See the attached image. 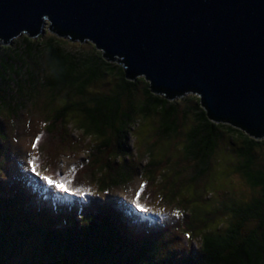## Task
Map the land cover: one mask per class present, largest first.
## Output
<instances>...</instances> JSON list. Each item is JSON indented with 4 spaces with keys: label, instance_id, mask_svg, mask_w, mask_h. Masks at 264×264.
Listing matches in <instances>:
<instances>
[{
    "label": "trees",
    "instance_id": "obj_1",
    "mask_svg": "<svg viewBox=\"0 0 264 264\" xmlns=\"http://www.w3.org/2000/svg\"><path fill=\"white\" fill-rule=\"evenodd\" d=\"M72 42L77 41L47 33L38 38L23 35L12 45L0 47V153L10 140L3 115L17 125L34 107L46 113L44 132L51 134L47 139L63 138L69 127L86 138H95L94 150L82 165L87 177L106 191L108 184L122 183L129 172L135 174L142 168L141 163L135 164L136 169L128 167L126 173L121 166L127 167L135 156L130 139L137 141L135 134L144 124L151 134L157 132L158 118L161 138L185 137L178 158L187 161L185 171L195 193L211 183L213 162L219 156L216 152L223 148L220 143L227 133L229 140L225 143L232 154L227 161L232 173L244 178L258 195L245 201L240 193L230 203L213 204L211 208L198 203L192 207L191 196L189 200L182 196L175 183L173 200L181 196L185 212L188 208L193 211L192 224H186L184 231L188 238L194 235L200 240L197 252L190 249L185 255H177L175 251L181 249H171L168 233L157 225L139 231L130 228L124 213L110 201L103 205L97 201L72 214L68 212L74 203L53 201L52 210L47 203L44 211L34 214L31 197L20 193L27 189L19 188V182L0 180V264H13L15 260V264H264V167L259 166L257 155L264 150V138L257 139L231 122L214 121L197 95L175 97L168 91H154L144 77L129 79L124 66L106 57L94 43L87 41V47L85 42L79 41L78 46ZM104 83L112 87L93 90ZM141 90L142 99L138 100ZM192 116L195 120L186 129L185 122ZM148 158L142 175L154 179V170L160 171L168 161ZM231 175L227 179L232 181ZM13 186L18 194L7 190ZM144 191L140 189L137 198L145 197ZM218 219L221 223L216 226ZM177 224L171 222L168 229Z\"/></svg>",
    "mask_w": 264,
    "mask_h": 264
},
{
    "label": "water",
    "instance_id": "obj_2",
    "mask_svg": "<svg viewBox=\"0 0 264 264\" xmlns=\"http://www.w3.org/2000/svg\"><path fill=\"white\" fill-rule=\"evenodd\" d=\"M48 30L264 138V0H0V47Z\"/></svg>",
    "mask_w": 264,
    "mask_h": 264
},
{
    "label": "rangeland",
    "instance_id": "obj_3",
    "mask_svg": "<svg viewBox=\"0 0 264 264\" xmlns=\"http://www.w3.org/2000/svg\"><path fill=\"white\" fill-rule=\"evenodd\" d=\"M47 33L50 35L55 34L48 30L44 36ZM72 43L79 45L76 42ZM83 45L89 47V43ZM111 87V84L104 83L93 90L106 91ZM140 87L142 89L143 85L141 84ZM192 96L196 97L193 94ZM137 99H142V90L139 92ZM72 101H74L73 97ZM183 108L181 107L182 110ZM3 116H5L3 122L10 140L4 151L0 153L1 162H3V167L0 166V180L6 183L19 182V188H26L27 190L20 193L31 197L30 207L34 214L44 211L47 203L52 210L53 201L65 204V201L69 200V202L74 203L73 210L69 211L68 214L80 213L78 210L94 205L97 201L101 205L110 201L114 208L124 213L125 221L130 228L139 231L157 225L160 231L168 233L169 238L167 239L171 242V249H174V251L175 249H181L175 251V253L185 255L186 251L190 249L197 252L200 240L194 235L188 238L187 233L184 231L186 224H192L190 219L193 211L188 208L185 212L183 206L180 205L181 196L173 200L172 193L177 190L175 183L179 184L178 187L182 196L188 200L191 196V200H193L192 207H196L198 203L208 208H211L213 204L230 203L235 199V195L239 196L240 193L245 201L258 195V192L252 190L244 178L232 173L231 165L227 161L228 157H232V154L228 153L227 142L225 143L229 140L227 133L224 134L225 140L220 143L223 148L220 147L216 152V155L219 152V156L213 162L211 183L204 189H197L196 194L193 184L189 183L191 181L190 176L185 171L187 161H184L181 156L178 158L181 154L180 151L183 149L181 145L185 143L184 135L171 138L172 140L161 138L160 123L156 118L158 128H153L157 132L154 131L151 134L149 126L144 124L141 132L135 134L137 141L130 139L133 144L132 153L135 156H132L131 160L127 162V167L122 165L121 168L126 173L128 167L132 169L135 164L141 163L140 165L143 168L150 160L148 157L154 158L157 162L168 161V163L161 165L160 171L154 170V179L150 175H142V168H138V172L135 174L129 172V176L126 177L127 179L124 182L117 185L108 184L106 191H104L105 187L100 188L98 183L87 177V171L84 170L82 165L83 162L86 163L89 160V152L94 150L93 142L95 138H86L75 128L69 127L66 130L67 134H65L66 132H64V135L62 134L63 138L59 140H54L53 137L47 139V136L51 134L46 135L44 132L46 113L34 107H31L22 115L21 121H18L17 125L15 120L10 119L7 115ZM194 120L193 116L188 122L184 120L186 129L191 127ZM38 138L39 143H36ZM155 141L158 145L152 146ZM257 155L259 166L264 167V150H259ZM143 156L142 161L138 160ZM78 165H82L81 170L74 172L75 167ZM7 168L9 174L6 173ZM134 169L136 168L134 167ZM181 173L182 176L180 177ZM230 175L232 181L227 179V176ZM175 179L176 181H174ZM6 185L9 186V184ZM57 185H62V187ZM143 188L146 196L139 199L136 194ZM7 190L14 194L19 193L16 186L7 188ZM205 193L207 194L206 198ZM207 197L210 200H207ZM141 209H145V211H141ZM194 219H197V217L195 216ZM171 222H178V224L172 230H169L168 224ZM220 223L221 219H218L214 224L217 226ZM188 235L190 237L192 234L188 232ZM88 262L91 264L90 261ZM15 263H17V260L13 264Z\"/></svg>",
    "mask_w": 264,
    "mask_h": 264
},
{
    "label": "snow or ice",
    "instance_id": "obj_4",
    "mask_svg": "<svg viewBox=\"0 0 264 264\" xmlns=\"http://www.w3.org/2000/svg\"><path fill=\"white\" fill-rule=\"evenodd\" d=\"M51 183V181H49ZM58 187H62V185H57ZM141 211H145V209H141Z\"/></svg>",
    "mask_w": 264,
    "mask_h": 264
}]
</instances>
